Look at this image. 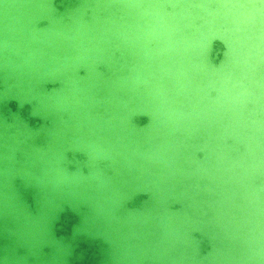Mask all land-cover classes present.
Instances as JSON below:
<instances>
[{"label": "water", "instance_id": "obj_1", "mask_svg": "<svg viewBox=\"0 0 264 264\" xmlns=\"http://www.w3.org/2000/svg\"><path fill=\"white\" fill-rule=\"evenodd\" d=\"M0 264H264V0H0Z\"/></svg>", "mask_w": 264, "mask_h": 264}]
</instances>
